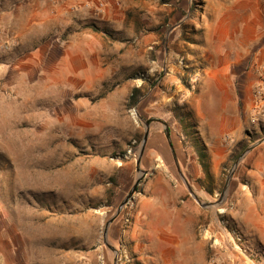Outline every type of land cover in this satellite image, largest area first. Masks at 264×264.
<instances>
[{
	"label": "rangeland",
	"instance_id": "1",
	"mask_svg": "<svg viewBox=\"0 0 264 264\" xmlns=\"http://www.w3.org/2000/svg\"><path fill=\"white\" fill-rule=\"evenodd\" d=\"M248 35L264 42V0H0V264H141L145 237L127 233L158 168L180 192L177 230L190 264H264V171L255 162L264 142L240 161L222 202L202 207L153 122L145 174L116 214L142 174V120L151 117L168 124L199 200H219L236 158L264 138V105L245 111L241 141L223 134L226 157L215 161L193 103L219 49ZM135 88L142 96L130 105ZM254 98L264 101V87ZM114 215L113 250L103 232Z\"/></svg>",
	"mask_w": 264,
	"mask_h": 264
},
{
	"label": "crops",
	"instance_id": "2",
	"mask_svg": "<svg viewBox=\"0 0 264 264\" xmlns=\"http://www.w3.org/2000/svg\"><path fill=\"white\" fill-rule=\"evenodd\" d=\"M260 37L264 38L263 35ZM243 40L241 44H231L224 52L219 49V54L204 69L200 91L193 103L200 127L208 133L203 136L206 145L216 149L213 153L211 150L208 152L215 161L226 157L218 148L223 134H229L234 145L241 141L247 123L243 118L245 111L256 112L264 105V101L257 102L254 98L255 89L264 87V42L252 35L245 36ZM209 93L213 94L207 95ZM203 98L211 111L217 104L218 109L214 113L204 110ZM255 162L264 171V153L256 157ZM158 169L156 174L148 172L149 178L144 179L146 194L137 204L136 218L127 235L132 239L139 235L145 237L142 240L145 241L147 255L141 264H190L194 253L180 247L177 230L183 210V207L178 209L180 192L168 186L167 173ZM185 258L189 261L185 262Z\"/></svg>",
	"mask_w": 264,
	"mask_h": 264
},
{
	"label": "water",
	"instance_id": "3",
	"mask_svg": "<svg viewBox=\"0 0 264 264\" xmlns=\"http://www.w3.org/2000/svg\"><path fill=\"white\" fill-rule=\"evenodd\" d=\"M140 118V117H139ZM142 120V118H140ZM143 123H144V126H145V132H144V135H143V141H142V145H141V148H140V151H139V155L136 159V170L137 172H140L142 173L140 176H138V178L136 179L134 185L132 186V188L130 189V191L128 192L127 196L125 197V199L121 202V204L119 205L118 209H117V212L116 214L119 213L120 209L122 206L125 205L126 202H128L134 195V193L136 192L137 190V186L140 184L144 174H145V171L142 170L140 168V164H141V157L144 153V149H145V144H146V141H147V138H148V135H149V130H150V125L151 123L153 122H159L161 123L163 126H164V132H165V136H166V139H167V142L169 144V147L171 149V152H172V155H173V158H174V161H175V164H176V167H177V170H178V173L180 175V177L183 179L186 187H187V190L189 191V193L191 194V196L202 206V207H206V206H216L218 204H220L222 202V200L226 197L227 195V191H228V188H229V184H230V181L232 179V176L234 174V171L236 169V167L238 166V164L240 163V161L245 157V155L247 153H249L251 151L252 148H254L255 146L259 145L260 143L264 142V138H262L261 140H259L257 143L247 147L245 150H243L239 156L236 158L234 164L232 165V168L226 178V182H225V185H224V188L222 190V194L219 198V200L217 202H208V203H202L199 198L196 196L195 192L193 191L192 187L190 186L189 182L187 181V179L185 178L183 172L181 171L180 167H179V164H178V160H177V157H176V154L174 152V149H173V145L171 143V139H170V130H169V126L168 124L160 119V118H156V117H151V118H148L147 120H142ZM115 216H112L110 219L107 220L106 224H105V228H104V232H103V241H104V244L110 248V249H113L109 243L107 242V231H108V227L109 225L112 223V221L115 219Z\"/></svg>",
	"mask_w": 264,
	"mask_h": 264
},
{
	"label": "trees",
	"instance_id": "4",
	"mask_svg": "<svg viewBox=\"0 0 264 264\" xmlns=\"http://www.w3.org/2000/svg\"><path fill=\"white\" fill-rule=\"evenodd\" d=\"M142 94H140V90L138 88L133 89V91L131 92L130 96H129V100L128 103L130 105H135L141 98ZM182 121V120H181ZM196 140H198L200 148L203 147L202 151L200 152V157H202V159L204 160L205 158H207V154H206V148L204 147V145L201 142V139H198V136H196ZM136 149V147H135ZM203 164V162H202ZM208 168L206 167V164H204V170L205 173H207V175H209V172L207 170Z\"/></svg>",
	"mask_w": 264,
	"mask_h": 264
}]
</instances>
